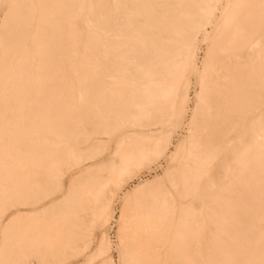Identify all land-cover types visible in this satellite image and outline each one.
<instances>
[{
    "label": "bare ground",
    "instance_id": "6f19581e",
    "mask_svg": "<svg viewBox=\"0 0 264 264\" xmlns=\"http://www.w3.org/2000/svg\"><path fill=\"white\" fill-rule=\"evenodd\" d=\"M220 5L0 0V264H115L118 198L123 264H264V0ZM185 117L179 141L153 133ZM89 126L119 135L87 164Z\"/></svg>",
    "mask_w": 264,
    "mask_h": 264
},
{
    "label": "rangeland",
    "instance_id": "374dc122",
    "mask_svg": "<svg viewBox=\"0 0 264 264\" xmlns=\"http://www.w3.org/2000/svg\"><path fill=\"white\" fill-rule=\"evenodd\" d=\"M223 5L225 6L226 0H222ZM221 6V5H220ZM222 6L220 9L217 10V13L219 14L221 12ZM209 29L211 26H207ZM206 43H201L199 46V49L197 51V64L201 65V60L203 58L204 52L206 50ZM198 84L196 82L195 76L191 78V83H190V89H189V108H188V113L190 112L191 107L193 106V103L196 98V91L198 90ZM186 117L183 118L180 121H177L176 124L173 122H169L167 124H161L154 129L153 133L158 136V137H165L166 134L170 133L172 136V139L174 142L179 141L181 138H183L187 134V129H186ZM91 126H89L86 131L91 133V137L93 138V141L99 140V142L96 144V146L99 147L100 153L96 156L95 159H86L84 163H91V162H97L99 160H103L106 158L107 154V148L110 149L113 147L115 144V140H117V136L119 135V129H116V131L113 134H102V133H94L90 129ZM170 129V132H169ZM171 148H173V145H171ZM167 159L166 158H159L158 160H155L151 162L150 167H144L141 168L137 174H135L133 177H131L128 182L125 185V189H130L135 184H137L140 180H145V179H150L152 180L155 176L157 175H163L165 169L167 168ZM72 169V168H71ZM74 169V168H73ZM72 170H68L67 173L64 176V184L67 185L69 183L70 175H71ZM124 189V190H125ZM120 206H121V201L120 199H114L112 202V212H113V218L110 220L109 224L105 228V231L107 232L108 237L111 240L112 243V248H111V255L113 257L114 263L115 264H123L120 260L117 244H118V222L117 219L120 215ZM19 207L25 208L23 205H19ZM16 207L8 209L7 213H11L12 211L15 210ZM87 219H90V217H87ZM90 226V231L88 234V238L91 241V249H95L97 244L99 243L100 240V232L96 228L95 224L93 221L87 222ZM83 258L80 257H73L71 258V262L73 264H82ZM28 264H43L41 261L39 262V259L36 260V258L32 257L29 259Z\"/></svg>",
    "mask_w": 264,
    "mask_h": 264
}]
</instances>
